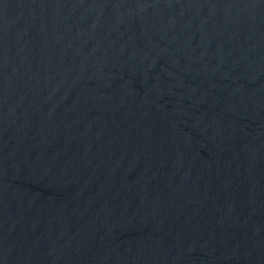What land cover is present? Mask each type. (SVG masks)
Returning a JSON list of instances; mask_svg holds the SVG:
<instances>
[{
  "label": "water",
  "instance_id": "1",
  "mask_svg": "<svg viewBox=\"0 0 264 264\" xmlns=\"http://www.w3.org/2000/svg\"><path fill=\"white\" fill-rule=\"evenodd\" d=\"M0 264H264V0H0Z\"/></svg>",
  "mask_w": 264,
  "mask_h": 264
}]
</instances>
